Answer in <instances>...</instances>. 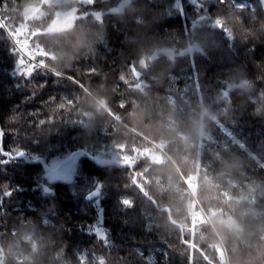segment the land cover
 I'll use <instances>...</instances> for the list:
<instances>
[{
    "label": "trees",
    "instance_id": "1",
    "mask_svg": "<svg viewBox=\"0 0 264 264\" xmlns=\"http://www.w3.org/2000/svg\"><path fill=\"white\" fill-rule=\"evenodd\" d=\"M119 1L79 0L76 19L67 29L74 22H87L102 26L105 38L77 56L70 70L53 73L47 53L39 56L43 51L30 43L28 26L21 30L14 17L13 8L19 7L20 0H0L4 8L0 12V130L4 133L0 146L13 154L0 155V160H7L0 163V240L18 230L33 232L43 246V264H189L191 257L179 251L188 237L159 226V206L142 195L147 181L138 166L128 163L137 155L159 158V148L147 138L133 143L130 150L124 144L114 146L112 124L136 101L147 99L154 110L174 106L187 112L195 108L193 99L201 92L204 104L217 117L209 127L215 139L205 138L201 145L202 166L215 169L220 158L235 154L245 162L244 179L264 181V9L260 1L255 0L253 11H238L228 4L199 5L192 0H132L130 8L114 12ZM99 11L101 18L95 14ZM203 14L205 22L210 16L220 24L210 28L215 39L207 48L210 54L212 47L210 59L197 60L203 76L183 75L192 73L191 54L175 60L163 55L149 59L162 45L179 49L189 43L185 29L191 36L192 23ZM134 32L147 39L126 41ZM21 46L26 51L21 52ZM137 49L146 62L132 58ZM27 51L37 55L28 57ZM22 59L36 70L19 67ZM243 79L251 87L232 92V83ZM93 99L105 108L111 122L86 129ZM228 128L242 139L233 141L225 131ZM17 150L25 155L16 156ZM74 151H79L73 158L78 160L75 175L52 179L46 166ZM114 153H119L123 164L111 161ZM191 180H186L189 186ZM224 197L232 198L230 193ZM198 219L194 217L193 226ZM223 255V249L217 248L218 261ZM204 261L211 264L209 257L197 252L195 264Z\"/></svg>",
    "mask_w": 264,
    "mask_h": 264
},
{
    "label": "clouds",
    "instance_id": "2",
    "mask_svg": "<svg viewBox=\"0 0 264 264\" xmlns=\"http://www.w3.org/2000/svg\"><path fill=\"white\" fill-rule=\"evenodd\" d=\"M78 2L20 0L19 7L13 8L20 29L28 26L30 43L47 53L45 59L53 73L70 70L77 56L105 38L102 26L87 22H74L72 28L64 31L50 30V23L58 17L71 16ZM131 5L132 0H122L118 11ZM142 38L147 36L134 32L125 40ZM132 58L139 63L145 55L137 49ZM232 86L251 87L247 79ZM107 102L105 97V105ZM90 107L86 129H95L102 121L111 122L105 108L95 99ZM216 119V114L204 104L181 112L174 106L154 110L147 99L136 101L112 124L114 146L124 144L130 150L133 143L147 138L159 148V158L137 155L130 167L138 166L147 181L142 195L159 206V226L168 233L180 232L188 237L187 244L181 239L185 247L179 251L181 256L191 257L189 264H195L197 252L209 257L211 264H264V181L244 179L245 162L235 154L220 158L215 169L201 163L202 142ZM112 161L124 163L119 153L113 154ZM188 178H192L191 186L186 183ZM225 193L232 198L225 199ZM197 216L199 219L193 226ZM217 248L224 251L219 261ZM43 259V246L33 232L18 230L6 241L0 240V264H43Z\"/></svg>",
    "mask_w": 264,
    "mask_h": 264
},
{
    "label": "flooded vegetation",
    "instance_id": "3",
    "mask_svg": "<svg viewBox=\"0 0 264 264\" xmlns=\"http://www.w3.org/2000/svg\"><path fill=\"white\" fill-rule=\"evenodd\" d=\"M195 4H202L204 3H209L211 2L212 5L214 3H218V4H228L234 8H237L238 11H253L255 9V5H256V1L255 0H192ZM101 12V11H99ZM196 20L192 23L191 25V36H187L189 35V30L186 27V37L188 40H190L189 43H187L185 46L180 47L179 49H177L176 46H172V45H162L160 47H158L156 49V54L151 55L149 57V59L153 60L158 58L160 55L166 56L169 59V53L170 50L175 52V57L172 56V60H175L177 57L179 56H184V55H179V53L183 50L186 49L188 47L193 46L194 44H198L200 49H195L193 52L187 53V54H191L193 59V70L191 74L188 73H183V75H188L189 77H200L203 76L204 73L202 71H200V65L198 61L204 60L202 58H207V61L210 59L211 57V50L212 47H210V54H207V48H209V45H211L213 43V41L215 40L213 37V31L210 29L211 27H220V24L216 22L215 19L210 20V16H209V20L207 22L204 21L205 19V15H197ZM200 29L202 30L201 34H198ZM199 35V37L197 36ZM191 37V38H190ZM232 41V40H231ZM209 53V50H208ZM185 54V55H187ZM200 54V55H197ZM143 62H146V59H142ZM250 82V81H249ZM237 84V82L232 83V85ZM251 84V83H250ZM231 85V89L232 92H235V89L239 90V92H241V90L244 87H233ZM254 83H253V87H254ZM246 88V87H245ZM250 88V87H249ZM226 94H228V90H225ZM200 93V92H199ZM63 159H57L54 160L52 162H50V166L53 168L52 171H49V175L51 176L52 179H61L65 177V172L63 170H67L68 164L69 163H63ZM62 163V164H61Z\"/></svg>",
    "mask_w": 264,
    "mask_h": 264
},
{
    "label": "rangeland",
    "instance_id": "4",
    "mask_svg": "<svg viewBox=\"0 0 264 264\" xmlns=\"http://www.w3.org/2000/svg\"><path fill=\"white\" fill-rule=\"evenodd\" d=\"M87 1H93V0H87ZM121 1L122 0H120L119 2H121ZM178 3H180V2L178 1ZM63 21H64V16L63 17H58L57 19H55V21L51 25V30H54V29L55 30L67 29V28H69L71 26V22L72 21L67 22V23H64ZM154 54H156V53H154ZM28 57H30V56L28 55ZM153 60H155V59H153ZM193 100H194L193 106L195 108H197L200 104H204V102H203V95L201 94V92L198 93L197 97L194 98ZM225 131H226V133L228 134V136L233 141L241 140L242 139V136L239 133L233 131L230 128L225 129ZM206 138L214 140L215 139V136L209 132L208 133V136ZM60 159H62V158H60ZM72 160L73 161L68 164L67 170H63L64 172L66 171L65 172V179L72 178V176L75 175V173H76L78 160H74V159H72ZM247 180H249V179H247ZM92 264H97V263L96 262H93Z\"/></svg>",
    "mask_w": 264,
    "mask_h": 264
},
{
    "label": "water",
    "instance_id": "5",
    "mask_svg": "<svg viewBox=\"0 0 264 264\" xmlns=\"http://www.w3.org/2000/svg\"><path fill=\"white\" fill-rule=\"evenodd\" d=\"M259 1H260L261 5H262V7H263V9H264V0H259ZM121 3H122V1L120 2V4H119L116 8L113 9L114 12H121V11H118V10L120 9ZM95 14H96L99 18H101L102 15H103L102 12H95ZM75 19H76V14H75V12H73V14H72L71 16H64V21H63V22H64V23H67V22H70V21H74ZM195 49H200L198 44H194V45L191 46V47H188V48H186V49H183V50L179 53V55H185V54H187V53L193 52ZM168 53H171V55H172L173 57H175V52H174V51H171V50H170V52H168ZM78 153H79V151H74V152H72L71 155H70V157H68L67 159H65L63 163H69L70 160H71L72 158H74L75 155L78 154ZM85 154H86L87 156L92 157V156H91L89 153H87V152H85ZM93 158H94L98 163H104V162H105V160L97 159L96 157H93ZM111 161H112V160H111ZM128 163H129V165H131V164L133 163V160H129ZM61 164H62V163H61ZM46 168H47L49 171H52V170H53V168H52L50 165H47ZM132 168H134V167H132ZM98 231H99V232L101 233V235H102V234H103V227H102V226L98 227Z\"/></svg>",
    "mask_w": 264,
    "mask_h": 264
},
{
    "label": "snow or ice",
    "instance_id": "6",
    "mask_svg": "<svg viewBox=\"0 0 264 264\" xmlns=\"http://www.w3.org/2000/svg\"><path fill=\"white\" fill-rule=\"evenodd\" d=\"M4 10V8H0V12H2ZM17 42H19V41H17ZM24 51H26V48H25V46H21V52H24ZM27 54L29 55V56H36L37 54L36 53H32L31 51H27ZM44 55H46V53H44V52H39V56H44ZM28 64L30 65V64H32V62H31V60H29L28 61ZM19 67H21V68H28V65H25L24 64V61H23V59L19 62ZM36 69L35 68H28V71H32V72H34ZM3 131L2 130H0V138H2V136H3ZM0 155H3V156H6V157H10V156H12L13 154L11 153V152H8V151H4L3 150V148H2V146H0ZM15 155L16 156H24L25 155V153L23 152V151H21V150H17L16 151V153H15ZM7 162V160H0V163H6ZM124 203H129L128 201H124Z\"/></svg>",
    "mask_w": 264,
    "mask_h": 264
},
{
    "label": "built area",
    "instance_id": "7",
    "mask_svg": "<svg viewBox=\"0 0 264 264\" xmlns=\"http://www.w3.org/2000/svg\"><path fill=\"white\" fill-rule=\"evenodd\" d=\"M18 49H20V48L18 47ZM33 64H38V63H37L36 61L33 60Z\"/></svg>",
    "mask_w": 264,
    "mask_h": 264
},
{
    "label": "bare ground",
    "instance_id": "8",
    "mask_svg": "<svg viewBox=\"0 0 264 264\" xmlns=\"http://www.w3.org/2000/svg\"><path fill=\"white\" fill-rule=\"evenodd\" d=\"M69 77V76H68ZM69 78H72V77H69ZM76 82H78V81H76ZM81 87H83L81 84H79ZM84 88V87H83Z\"/></svg>",
    "mask_w": 264,
    "mask_h": 264
}]
</instances>
